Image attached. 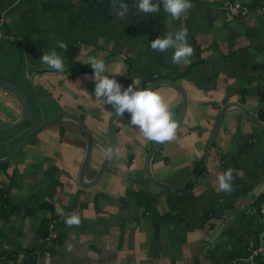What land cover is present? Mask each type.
<instances>
[{
	"label": "crops",
	"instance_id": "obj_1",
	"mask_svg": "<svg viewBox=\"0 0 264 264\" xmlns=\"http://www.w3.org/2000/svg\"><path fill=\"white\" fill-rule=\"evenodd\" d=\"M243 1L250 8L264 2ZM123 3L129 10L121 17L122 3L114 0H0V79L17 85L28 101L25 122L0 132V160L37 122L74 115L91 132L85 182L93 181L112 150L110 120L116 111L106 96L95 95L90 61L99 58L108 70L103 74L121 91L162 80L184 90L180 127L150 163L154 178L171 188L146 177V159L158 141L144 137L130 111L114 120L116 158L89 187L78 180L86 152L83 131L70 120L48 124L0 164V264H222L225 256L208 250L249 242L232 236L209 245L220 227V236L228 230L250 233L240 228L241 218L264 195V127L240 109L224 112L202 172L191 184L172 186L200 165L225 105L237 103L264 123V16H230L222 0H191L175 19L163 7L144 13L136 0ZM182 28L187 29L183 43L193 51L174 62L181 43L175 34ZM169 33L176 43L152 47L154 39ZM52 51L63 57V70L42 61ZM192 61L199 65L190 70ZM152 91L176 121L180 91L169 85ZM21 113L19 97L0 85V126L16 122ZM229 168L231 190L221 189L219 178ZM72 215L78 224L67 223ZM51 217L58 218V237L48 257L44 234Z\"/></svg>",
	"mask_w": 264,
	"mask_h": 264
},
{
	"label": "clouds",
	"instance_id": "obj_2",
	"mask_svg": "<svg viewBox=\"0 0 264 264\" xmlns=\"http://www.w3.org/2000/svg\"><path fill=\"white\" fill-rule=\"evenodd\" d=\"M136 3L138 10L144 13L157 12L161 8L159 0L157 2H152V0H136ZM162 3L163 9L173 19L180 17L182 13H185L192 6L191 0H162ZM128 10L127 3H122L118 15L124 17ZM186 33L187 29L182 28L175 34L176 40L181 41V43L174 53V62L191 54L193 51L190 46L183 43ZM174 43L176 41L173 40L171 33H169L167 38H156L151 42L153 48L161 50L168 48ZM60 47H65L64 42H60ZM42 61L55 69L63 70L65 68L63 57L55 51H52L51 54L43 55ZM90 64L97 78L95 95L97 97L106 96L107 102L113 103L118 113H123L125 109L130 111L132 113V121L141 127L144 137L149 140L163 141L175 136L174 130L177 124L173 119V113L157 91L149 90V88L133 90L131 86L121 91V85L114 78L103 74L108 72L103 59L92 58ZM231 178L232 169L229 168L219 178L220 188L231 190V185L227 182ZM262 203L264 201H261L260 204ZM79 222V217L76 215L67 218L68 224H78Z\"/></svg>",
	"mask_w": 264,
	"mask_h": 264
},
{
	"label": "water",
	"instance_id": "obj_3",
	"mask_svg": "<svg viewBox=\"0 0 264 264\" xmlns=\"http://www.w3.org/2000/svg\"><path fill=\"white\" fill-rule=\"evenodd\" d=\"M0 85L3 87H6L8 89H10L11 91H13L20 99L21 104H22V113L20 118L11 124H7V125H2L0 126V132H3L5 130H9L15 127H18L20 125H22L27 116H28V101L26 98L25 93L15 84L4 80V79H0ZM163 85H169V86H173L175 88H177L180 93H181V109H180V113L179 116L176 120V124L177 127L174 130L175 133L178 130V128L180 127V124L182 122L184 113H185V108H186V97H185V93L184 90L175 82L172 81H168V80H162V81H156L152 84H150L147 88H149V90H154L155 88L159 87V86H163ZM231 106H235L236 108L240 109L245 115L246 117L252 121L255 125L264 127V123L260 122L259 120H257L252 114H250L247 109H245L243 106L239 105V104H235V103H230L228 105H225V107H223L218 115H217V119L213 125V129L211 132V137L207 143V147L205 150V154L204 157L200 163V165L198 166L197 169H195L191 175L187 178V180L179 185L176 186H172L173 188H182L184 187L186 184H188L191 180H193L196 176H198L202 170L205 167V163H206V159L208 157V153L209 150L211 148V146L214 143V140L216 138V135L218 133V130L220 128V124H221V120L223 118L224 112ZM127 109H125L124 111H126ZM119 113L117 111H115L112 114L111 120H110V134H111V139H112V150L110 155L106 158V160L102 163V165L100 166L96 177L93 179V181L91 182H85V174L87 171V168L89 166L90 163V159H91V155H92V148H93V140H92V136H91V132L89 130V128L87 127V125L77 116L74 115H69V114H59L53 117H49L46 119H43L39 122H37L35 125H33L32 127H30L28 129V131H26V133L23 135L22 139L20 140V142L15 146V148L7 155V157H5L4 159L0 160V164H4L7 163L9 159H11L15 154H17L24 146L25 144L28 142V140L30 139V137L35 134L39 129L47 126L48 124L54 123V122H58L61 120H70L72 122H74L76 125H78L81 130L83 131L84 135H85V139H86V152H85V157L83 160V163L81 165L80 168V172H79V177L78 180L80 182V185L84 186V187H89L93 184H95L98 179L103 175V173L107 170V168L110 166V164L113 162V160L116 158L117 155V140H116V132L114 129V120L116 118V116ZM170 139H165L163 141H158V143H156L152 149L150 150V152L148 153L147 159H146V163H145V173H146V177L149 179V181L154 184L157 187L160 188H171L169 185H164L162 183H160L159 181H157L154 176L152 175L151 171H150V163H151V159L154 156L155 152L162 147L164 144H166V142H168ZM222 230V227H220L215 234L212 236V238L209 241V244L211 243L212 239H214L216 236H218L220 234Z\"/></svg>",
	"mask_w": 264,
	"mask_h": 264
},
{
	"label": "built area",
	"instance_id": "obj_4",
	"mask_svg": "<svg viewBox=\"0 0 264 264\" xmlns=\"http://www.w3.org/2000/svg\"><path fill=\"white\" fill-rule=\"evenodd\" d=\"M152 2H157V0H152ZM161 7H163L162 0H159ZM222 10L233 17L246 18L250 13H253L257 17L264 16V2L250 8L245 5L243 0H222L221 4ZM250 214V213H249ZM256 214L261 217L264 221V203H262L258 208H251V214ZM58 237V218L51 217L48 221L46 232L44 234V244L46 249L49 251V247L57 241ZM246 250L245 256L236 259L237 262H245L248 264H253V261L257 256L264 257V232L258 237L254 242L250 243L244 248ZM46 255L49 257V252Z\"/></svg>",
	"mask_w": 264,
	"mask_h": 264
},
{
	"label": "rangeland",
	"instance_id": "obj_5",
	"mask_svg": "<svg viewBox=\"0 0 264 264\" xmlns=\"http://www.w3.org/2000/svg\"><path fill=\"white\" fill-rule=\"evenodd\" d=\"M260 205H261L260 203H258L257 205L252 204L251 207L248 206L246 208L245 212H246L247 215H245L244 218H241L242 220L240 222V225L244 222L246 228L248 229V231H250V233H248L245 236V234L242 235V232L240 231L237 236L233 235V237H235L234 240L232 239L233 241H236V240L237 241H241V239H243V241L245 242V240L247 239V240H249V242L246 243V245H245V247H246L250 243H252L254 240L258 239V237H260L263 234V232H264V221L261 219L260 216H258L256 214L250 215L251 214V208H258ZM217 223H219V222H217ZM228 223H230V222H228ZM254 228H257V229H254ZM255 230H256V232H255ZM212 236L210 237V239L212 238ZM224 237H225L224 234L221 235V236L220 235L216 236L214 239H212V241H211V243L209 245H214V247H215L216 241H220L219 238H221V241H222L224 239ZM233 237H230V238H233ZM238 237L241 238V239L239 240ZM216 246H218V244H216ZM241 246L243 247L242 248L243 249L242 250L243 251V256H245V254H247L246 250L244 249L245 247L242 244H241ZM208 249H210V248H208ZM215 249L216 248H213L212 250H208V252L206 254H214L215 255L219 251L223 250V249H219V248H218V250H215ZM48 252L51 255V251L49 250ZM203 252H204V250H203ZM221 262H222V264H225L224 263L225 262V258ZM260 262H264V257L257 256L255 258V260L253 261V264H259ZM213 264H218V261H216V263L214 262ZM231 264H248V263L237 262L236 260H233Z\"/></svg>",
	"mask_w": 264,
	"mask_h": 264
},
{
	"label": "trees",
	"instance_id": "obj_6",
	"mask_svg": "<svg viewBox=\"0 0 264 264\" xmlns=\"http://www.w3.org/2000/svg\"><path fill=\"white\" fill-rule=\"evenodd\" d=\"M116 2H121L123 3V1L125 0H114ZM196 65H199V62H191L190 65H189V68L188 69H193ZM147 85H145L146 87ZM192 182H190L189 184H191ZM260 201V202H259ZM257 201L259 203H261V201H264V195L261 197V199ZM240 228L242 230H245L246 229V226H245V223L243 222L241 225H240ZM233 231L232 230H228L226 232H224V235L225 237H232L234 234L232 233ZM255 241V240H254ZM253 241V242H254ZM248 242V241H247ZM246 242V243H247ZM236 246V245H235ZM215 250H218V248H216ZM220 253H222L226 260H225V264H231L233 260L235 259H238V258H242L243 257V251H242V248L241 246H238V248H231L230 250L229 249H226V250H221ZM264 264V262H260L259 264Z\"/></svg>",
	"mask_w": 264,
	"mask_h": 264
}]
</instances>
